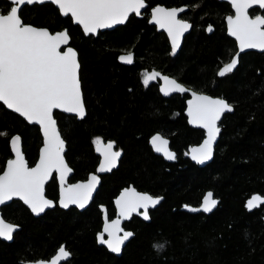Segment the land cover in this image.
I'll return each mask as SVG.
<instances>
[{
	"label": "trees",
	"instance_id": "trees-1",
	"mask_svg": "<svg viewBox=\"0 0 264 264\" xmlns=\"http://www.w3.org/2000/svg\"><path fill=\"white\" fill-rule=\"evenodd\" d=\"M183 4L189 8L193 27L180 47L171 52L167 38L145 17L129 16L126 22L95 36L61 17L50 3L23 5L22 22L49 31L66 28L78 55L79 79L85 115L81 119L54 111L64 141L63 157L71 168L69 181L85 178L94 170L97 156L91 138L111 140L121 148L117 167L101 177L90 203L81 211L54 205L32 216L18 200L0 207L1 217L18 229L10 242L0 240V264L48 258L64 245L71 256L61 264H264V204L246 211L244 199L251 193L264 197V52L246 51L236 67L217 74L235 51L225 34L223 17L230 13L217 0H149ZM10 4L0 0V13ZM256 9L250 10L254 14ZM264 16V9L261 11ZM213 25L205 34L204 25ZM131 51L133 62L116 60ZM157 70L185 86L219 96L232 106L220 121L212 159L197 166L186 156L203 132L187 125L183 115L185 95L163 97L156 82H140V71ZM158 132L175 153L173 162L153 154L147 138ZM18 134L30 166L40 145L35 125L27 124L0 103V171L10 156L8 139ZM131 184L161 201L148 212L149 221L136 216L122 224L131 238L115 256L95 242L101 210L111 216L112 198ZM210 190L218 198L208 214L188 213L181 205L195 206ZM56 182L51 176L44 194L55 201ZM164 243L162 251L153 245Z\"/></svg>",
	"mask_w": 264,
	"mask_h": 264
},
{
	"label": "snow or ice",
	"instance_id": "snow-or-ice-1",
	"mask_svg": "<svg viewBox=\"0 0 264 264\" xmlns=\"http://www.w3.org/2000/svg\"><path fill=\"white\" fill-rule=\"evenodd\" d=\"M12 7L0 13V102L8 109L19 113L30 123L40 125L44 146L40 150V157L35 167H29L19 149V136H13L10 143L15 153V159L6 162V168L0 174V204L18 197L28 205L35 214H40L46 208L52 207L53 202L46 199L44 185L53 170L59 172L61 183L60 204L67 208L69 204H76L83 208L91 199L92 192L99 183L96 175L89 177L87 183H80L64 187L67 173L71 171L63 158L64 141L61 139L53 119V110L62 109L75 113L81 118L85 115L84 103L79 79L80 65L76 52L71 48L61 51V46L68 43V33L61 31L51 34L46 28L26 25L19 16L20 6L27 3L43 2V0H11ZM235 9V15L227 19L228 32L235 37L239 51L218 72L224 76L231 72L238 63V57L246 49L264 50V16H249V9L254 6L264 8V0H230ZM56 4L62 15H71L74 22L83 27L84 32L95 33L97 29L109 28L115 24L124 23L129 14H141L145 8V0H51ZM182 8L152 9V22L167 30L172 41L173 52L179 47L180 37L191 25L177 19V13ZM211 31V26H209ZM125 63H132V54L120 56ZM160 76L153 71L145 73L143 83L147 86L150 80ZM164 81L161 92L169 95L172 92H185V89L175 79L161 77ZM193 99L188 102L189 122L207 129V138L198 147L193 148L192 159L197 163H204L212 158L213 142L220 129L217 121L225 111H232V106L223 99H213L209 96L192 93ZM94 143L96 150L101 153L98 172L110 171L116 166L121 153L113 151V142L102 144L97 138ZM153 148L162 152L169 159H175V154L168 150V141L157 134L151 138ZM211 192L203 197L202 209L210 212L218 203L212 198ZM161 198H154L147 193H139L134 188H126L116 200L119 216L128 218L132 213L143 209V217L149 219L148 209L159 203ZM264 204V197L253 195L247 202L249 210ZM196 211L197 209H193ZM119 218L111 223L105 221L103 233L99 234L100 243L107 245L114 253L121 251V246L133 234L121 231ZM15 225L6 223L0 218V238L10 240L13 237ZM164 243H156L153 247L159 252L164 249ZM71 256L70 251L61 245L50 261H37L36 264H61Z\"/></svg>",
	"mask_w": 264,
	"mask_h": 264
},
{
	"label": "water",
	"instance_id": "water-1",
	"mask_svg": "<svg viewBox=\"0 0 264 264\" xmlns=\"http://www.w3.org/2000/svg\"><path fill=\"white\" fill-rule=\"evenodd\" d=\"M6 1L10 4V7L14 6V5H12L11 0H6ZM217 1H224V2H226L227 4H229V6H230L231 13L228 14V15H226V16L224 17V27H225V34H226L229 38H231V39L234 41V43H235V49H236V50H235V52L233 53V55L231 56V58H232V57L235 56V54L239 51V45H238V42L236 41L235 37L231 36V35L229 34V32H228V25H227V19H226V18H227L229 15L234 16V15H235V9L232 7V4H231L230 0H217ZM34 3H35V4L50 3V4H52V5L57 9V11H58V13H59L60 16L65 17V15H62V14L60 13L58 6H57L56 4L51 3V0H43V2H34ZM32 4H33V3H32ZM23 5H31V4H27V3H25V4H23ZM23 5H21L20 8H21ZM145 5H146V4H145ZM10 7H9V9H10ZM155 7H157V6H155ZM161 7H163V6H161ZM254 7L258 8L259 11H262V10L264 9V8H260L258 5H257V6H254ZM254 7H253V8H254ZM153 8H154V7H152V8L149 9V23L154 24L159 30L164 31L165 34L167 35V37L169 38V42H170V44H172L171 38L169 37L167 30L164 29V28H161L159 25H157L156 23L152 22V9H153ZM180 8L184 9L185 7H180ZM9 9H8V10H9ZM168 9H172V8H168ZM178 9H179V8H178ZM143 10H144V8L141 9V11H143ZM249 10H250V9H249ZM178 13H179V12H178ZM131 14H134V15L137 16V17L140 16V15H136L135 13H131ZM129 15H130V14H129ZM257 15H261V14L258 13V14L252 15V16L249 14V16H250L251 18H255V16H257ZM67 16L70 18V22H71V24H72V25H77V26L80 28L81 32H82L84 35H88V34H89V35L95 36L96 33H97L98 31L111 30L112 28H114V27H116V26H118V25H122V24H123V23H122V24H115V25H113L112 27H109V28H100V29H97L95 33H87V34H86V33L84 32V30H83V27H82L81 25H79L78 23L74 22V20H73V18L71 17L70 14L67 15ZM261 16H262V15H261ZM24 24H25V23H24ZM26 25H30V24H26ZM31 26H33V25H31ZM35 27H37V28H45V27H40V26H35ZM46 29H47V28H46ZM61 31H66V32H67V29H66V28H62V29H60V30L49 31V32H50L51 34H56V33L61 32ZM188 31H189V29H188L186 32H188ZM186 32H184V34H185ZM184 34H183V35H184ZM183 35H182V36H183ZM182 36L180 37V41H181ZM68 37H69V35H68ZM69 47H71V48L75 51V49L69 44V39H68V43H67L66 45H62L60 50H61V51H66L67 48H69ZM246 51L264 52V50H261V49H258V48H257V49H246V50L243 51V52H246ZM75 52H76V51H75ZM243 52H241V53H243ZM128 53H131V54H132V52L119 53V54L117 55V57H116L117 61L120 62V63H123V64H128V63L122 62V61L119 59L120 56L127 55ZM241 53H240V54H241ZM76 54H77V53H76ZM231 58H230L227 62H225L224 64H222V65L219 67V69L217 70V72H219L220 69H221L226 63H229L230 60H231ZM77 60H78V58H77ZM155 72H157V71H155ZM151 73H152V72H151ZM158 73H159V72H158ZM163 76H167V75H161V74H160V76L156 77V78H158V79L160 80V81H159V85H158V91H159V93H160L162 96L167 97V96H169V95L172 94V93H180V94H185V93H186V94L188 95V97L185 99V102H184V110H183V114L185 115V118H186V123H187V125H188L189 127H191V128H197V129L202 130V132H203V136H202V139L200 140L199 143H197V144H195V145H192V146H190V147L187 149L186 156H187V158H188L192 163H195V164H197L198 166H204V165H206L207 163H209L210 160H211L212 158L209 159V160H207V161H205L204 163H197L195 160L192 159V152H191V150H192L193 148H198V147L204 142V140L207 138V129L202 128V127H200L199 125H195V124H192V123L189 122L190 117L188 116V102H189L190 100L193 99L192 93L195 92V91H192V90L188 89L187 87H185L184 85H182V84L179 83V84L182 85L185 89H187V91H185V92H172V93H170L169 95H165L163 92H161V87H163V85H164V81H163V79L161 78V77H163ZM167 77H169L170 79H173V78L170 77V76H167ZM195 93H197L198 95L209 96V97H211V98H213V99H223L222 97H219V96H211V95H209V94H205V93H201V92H195ZM223 100H225V99H223ZM225 101H226V100H225ZM0 103L2 104V102H0ZM2 105H3V104H2ZM3 107H4L6 110L11 111L12 113L18 115V116H19L20 118H22L27 124L35 125V126L38 128V132H39V135H40V140H41V142H40V145H39V147H38V149H37V155H36V158H35L33 164L30 165V166L28 165L29 167H35V165H36V164L38 163V161H39L40 150H41V148L44 146V136H43V131H42L40 125L37 124V123H34V122H33V123H30L28 120H26L24 117H22L19 113H16V112H14V111L11 110V109H8L5 105H3ZM54 111H57V112L63 113V114H65V115H73L76 119H81V117L78 116L77 114H75V113L65 112V111H63L62 109H54L53 112H54ZM84 111H85V109H84ZM230 112H231V111H225L224 113L221 114L220 119L217 121V127H218L219 129H220V127H219V122H220L222 116H223L225 113H230ZM83 117H84V116H83ZM53 119L55 120L54 117H53ZM55 121H56V120H55ZM56 128H57V125H56ZM57 131H58V129H57ZM157 134H158V133H153V134H151V135L148 137L147 143H148L149 147L151 148V151L153 152V154H155V155H157V156H160L164 161H166V162H173L174 159H173V160H169V159H167V158L164 156V154H163L162 152H157V151L154 150L153 145H152V143H151V138H152L154 135H157ZM159 135H160V134H159ZM13 136H19V135H18V134H13V135H11V136L9 137V139H8V147H9V151H10V156L4 161V164H3V167H2V169H1V171H0V174H2L3 171H4L5 168H6V162H7L9 159H15V153H14V151H13V149H12V145H11V143H10V141H11V139H12ZM60 137H61V136H60ZM162 137H163V136H162ZM218 137H219V133L217 134L216 140L213 142V152H214V147H215V145H216V142H217ZM163 138L166 139V140L168 141L167 138H165V137H163ZM61 139H62V138H61ZM107 143H109V142H105V143H102V144H107ZM96 147H97V146H96ZM96 147H95V154H96L97 156H99V158H98V164H97V167H96L95 171H94L93 173H89V174L87 175V177H86L84 180H77V181H74V182L68 183V182H67V179H68V177L71 175V172H72V171H69V172L67 173L66 177H65L64 187H68V186L75 185V184H80V183H87L89 177L92 176V175H96V176L98 177V179H99V175H100V174L109 173V172L113 169V168H112L110 171H104V172H98V171H97V170L99 169V167H100L101 161H102L104 158H103V156L101 155V153L98 152V151L96 150ZM167 148H168L169 151H171L172 153H174V151L171 150V149L169 148L168 145H167ZM19 149H20V151H21V153H22V155H23V157H24V153L22 152V147H21V140H20V142H19ZM64 150H65V145H64ZM113 151H117V150H113ZM63 153H64V151H63ZM63 153H62V155H63ZM174 154H175V153H174ZM212 156H213V154H212ZM120 157H121V155H120ZM120 157L117 159V162H118V160L120 159ZM63 158H64V157H63ZM24 159H25V157H24ZM25 161H26V159H25ZM26 162H27V161H26ZM64 162H65V164L67 165L65 159H64ZM117 162H116V165H117ZM67 167H68L69 169H71L68 165H67ZM115 167H116V166H115ZM115 167H114V168H115ZM52 175H53V177H54V179H55V182H56V190H57V193H56V199H55V201H53L52 199H50V198H48V197H46V196H45V198L53 202L52 207H53L54 205H56L58 208H60V209H64V210L67 209V208H69V207H73V208H75V209H77V210H79V211L83 210V209H84V208L90 203V201H91V199H92V197H93V194H94V192L96 191V189H97V187H98V185H99V183L96 185V188H95L94 191L92 192L91 199L88 201L87 204H85V206H84L83 208L79 207V206L76 205V204H69L67 208H64V207H62L61 204H60L61 183H60V174H59V172L53 170L52 174H51V175L49 176V178L46 180L45 184L50 180V178H51ZM44 187H45V185H44ZM126 188H134V187H132L131 185H128L127 187H122V188L118 191V193H117V194L115 195V197L112 199L113 206H114V211H115V215H114L112 218L107 219L106 213H105V212H102V213H101V225H100V229H99V231L95 234V242H96V244L99 245V246L104 247L109 253H111V254H113V255H115V256L120 255V252H121V251H120L119 253H114V252H112V251H110V250L108 249L107 245L100 243L99 240H98V236H99V234L103 233V229H104V225H105V221H106V219H107V222H108V223H111L112 220H116V219L119 218V220H120L119 227H120L121 231H120L119 233H117V235H121V236L123 235L124 232H131L130 230H124V229L122 228V226H121V224H122L124 221L129 220V218L131 217V215H135V216H137V217H138L139 219H141L142 221H145V222L149 221V219H147V220L144 219V217H143V215H142V213H143V211H144L143 209H139L138 212H136V213H132V214L130 215V217H128V218H126V219L123 218V217H120V216H119V209H118V207H117V205H116V200L119 198L120 194H121ZM134 189H135V188H134ZM135 190H136V189H135ZM136 191H137V190H136ZM137 192H139V193H146V192H141V191H137ZM209 192H211V191H210V190H206V191L202 194V196H201V198H200V201H199V203H198L197 205L192 206V205H186V204H183V205L180 206L179 209H181V210H183V211H185V212H188V213H203V214H208L209 212H205V211H203L201 205H202V202H203V197H204L207 193H209ZM211 193H212V192H211ZM147 194H148V193H147ZM44 195H45V194H44ZM253 195H259V196H261L259 193H256V192L249 194V195L244 199V201H243V207H244V209H245L246 211H250V210L246 207V202H247V201H248ZM153 197H154V198H162L161 196H153ZM261 197H263V196H261ZM212 198L215 199V200L218 202V198H216V197H214V196H213ZM12 200H18V201H20L21 204L27 208V210L31 213L32 216H38V215L42 214V213H40V214H35V213H33V212L31 211V209L28 207V205H26V204L23 202V200H21V199L18 198V197H13ZM10 201H11V200H10ZM10 201L5 202L4 204H0V207L3 206V205H5V204H7V203H9ZM160 201H161V199H160ZM160 201H159V202H160ZM158 204H159V203H158ZM158 204H157V205H158ZM157 205H155L154 207L150 206L149 209H148V211L151 210V209H154L155 207H157ZM216 205H217V204H216ZM52 207L46 208L45 210H47V209H51ZM215 207H216V206H215ZM215 207H214V208H215ZM214 208H213V209H214ZM257 208H258V207H257ZM193 209H197V210L194 211ZM213 209H212V210H213ZM253 209H255V208H253ZM212 210H211V211H212ZM211 211H210V212H211ZM0 218H2V217H1V214H0ZM4 221H5L6 223H10V222H8V221H6V220H4ZM11 224H13V223H11ZM13 225L16 226V227H15V230H14V232H15L19 227H18V225H16V224H13ZM14 232H13V233H14ZM131 233H132V232H131ZM103 235H104V239L107 240V239H108L107 233H103ZM130 238H131V236H130V237L124 242V244H125ZM0 240H2V241H4V242H10V241H11V239H10V240H6V239H3V238H0ZM124 244L121 246V249H122V247L124 246ZM59 247H60V246H59ZM59 247H58V248H59ZM58 248L56 249V251H55L51 256H49V258H48L47 260L38 259V260H34V261H26V262H24L23 264H36L37 261H50L51 258L56 254Z\"/></svg>",
	"mask_w": 264,
	"mask_h": 264
},
{
	"label": "flooded vegetation",
	"instance_id": "flooded-vegetation-1",
	"mask_svg": "<svg viewBox=\"0 0 264 264\" xmlns=\"http://www.w3.org/2000/svg\"><path fill=\"white\" fill-rule=\"evenodd\" d=\"M221 2H224V1H221ZM226 3V2H225ZM145 4H146V6H145V8H144V10L143 11H141V14H140V16L139 17H137V16H135L134 14H130L129 16H133V17H135V18H142V17H145L146 18V20H147V22L149 23V9L150 8H152V7H155V6H163L164 8H180V7H185L184 9H183V11L182 12H179V13H177V19H179V20H182V21H185V22H187L189 25H191V27L189 28V31L188 32H186L183 36H182V38H181V41H180V44H179V47H180V45H181V43H182V40H183V38L185 37V35H187L190 31H191V29H192V27H193V22H192V18H191V16L189 15L190 14V12H189V8L187 7V5H183V4H178V5H174V4H162V3H160V2H154V1H149V0H145ZM228 6H229V4H228ZM10 7V6H9ZM252 9H256V12L254 13V14H250V10H252ZM229 10H230V6H229ZM249 10V14L252 16V15H255V14H258V13H260L261 14V11H259L258 10V8H256V7H254V8H251ZM230 13H231V10H230ZM230 13H227V14H225L224 15V17L226 16V15H228V14H230ZM262 15V14H261ZM62 17V16H61ZM224 17H223V23H224ZM69 20H70V18H69ZM126 22V21H125ZM124 22V23H125ZM71 23V22H70ZM123 23V24H124ZM149 24H151V23H149ZM151 25H154V24H151ZM75 26H77V25H75ZM119 26V25H118ZM155 26V25H154ZM209 26H211V31H209ZM78 27V26H77ZM156 27V26H155ZM79 28V27H78ZM157 28V27H156ZM62 29V28H61ZM80 29V28H79ZM158 29V28H157ZM60 30V29H59ZM159 30V29H158ZM224 30H225V27H224ZM55 31V30H54ZM81 31V30H80ZM104 31V30H103ZM159 31H161V30H159ZM213 31V25H211L210 23H206L205 25H204V32H205V34H208L209 32H212ZM99 32H101V31H98L97 33H99ZM161 32H163L164 33V35H165V37L167 38V41H168V44H169V46H170V49H171V52H173V47H172V44H170V42H169V38L167 37V35L165 34V32L164 31H161ZM67 33H68V31H67ZM82 33V32H81ZM96 33V34H97ZM83 34V33H82ZM69 35V34H68ZM89 35V34H88ZM83 36H87V35H84L83 34ZM69 44H70V35H69ZM71 45V44H70ZM73 47V46H72ZM178 47V48H179ZM74 48V47H73ZM177 48V49H178ZM75 49V48H74ZM176 49V50H177ZM175 50V51H176ZM236 50V49H235ZM76 51V50H75ZM127 52H131V51H126V52H120V53H127ZM235 52V51H234ZM76 53H77V51H76ZM118 55V54H117ZM117 57V56H116ZM77 58H78V55H77ZM117 60V59H116ZM228 61V60H227ZM118 62V61H117ZM132 62H133V54H132ZM120 63V62H119ZM121 64H123V63H121ZM130 64H132V63H128V64H124V65H130ZM224 64V63H223ZM153 71H157V70H148V71H140L139 72V75H138V77H139V79H140V82L143 84V79H144V74L145 73H151V72H153ZM157 72H159V71H157ZM161 75H167V74H163V73H161V72H159ZM217 74H218V72H217ZM167 76H170V75H167ZM170 77H172V76H170ZM173 79H175L174 77H172ZM176 80V79H175ZM159 79L158 78H155V79H153V80H150V82L149 83H151V82H156V84H157V90H158V85H159ZM177 81V80H176ZM178 82V81H177ZM178 83H180V82H178ZM180 84H182V83H180ZM182 85H184V84H182ZM185 86V85H184ZM185 87H187V86H185ZM188 89H190V90H192V91H195V90H193V89H191V88H189V87H187ZM159 92V91H158ZM195 92H198V91H195ZM202 93V92H201ZM160 94V93H159ZM172 94H180V93H172ZM172 94H170V95H172ZM206 94V93H205ZM161 95V94H160ZM169 95V96H170ZM180 95H185V99L188 97V95L185 93V94H180ZM162 96V95H161ZM164 97V96H163ZM168 97V96H167ZM185 99H184V102H185ZM183 110H184V108H183ZM183 112V111H182ZM184 115V114H183ZM71 116H73V115H71ZM185 116V115H184ZM223 117V116H222ZM222 119V118H221ZM185 120H186V118H185ZM221 121V120H220ZM219 127H220V122H219ZM197 129V128H196ZM155 133H158V132H155ZM153 134V133H152ZM158 134H160V133H158ZM161 136H163L162 134H160ZM164 137V136H163ZM97 138H99L100 140H101V142L102 143H105V142H113V141H111V140H102L100 137H98V136H94V137H92L91 138V146H92V149H93V152H94V154H95V147H96V144L94 143V141L97 139ZM166 138V137H165ZM202 139V138H201ZM147 140H148V138H147ZM200 142V141H199ZM198 142V143H199ZM195 145V144H194ZM168 146H169V144H168ZM192 146V145H191ZM170 148V147H169ZM171 149V148H170ZM113 150H117V151H119L120 153H121V148L120 147H118V146H116L115 145V143L113 142ZM172 150V149H171ZM96 155V154H95ZM97 156V155H96ZM160 157V156H159ZM98 158H99V156H97V164H98ZM121 158V157H120ZM162 159V158H161ZM120 160V159H119ZM119 160H118V162H119ZM163 160V159H162ZM164 161V160H163ZM118 162H117V164H118ZM166 162V161H165ZM97 164H96V166H95V168H94V170L93 171H91V172H89V173H93L94 171H95V169H96V167H97ZM197 165V164H196ZM198 166V165H197ZM116 167H117V165H116ZM115 167V168H116ZM115 168H113L112 170H114ZM111 170V171H112ZM110 171V172H111ZM109 172V173H110ZM89 173H87V175L89 174ZM109 173H104V174H100L99 175V185H100V182H101V177L103 176V175H105V174H109ZM71 174H72V172H71ZM87 175L85 176V178L87 177ZM71 176V175H70ZM70 176L68 177V179L70 178ZM85 178H83V179H79V180H84ZM67 179V182L68 183H71V182H74V181H69ZM77 181V180H76ZM99 185H98V187H99ZM128 185H131V184H127V185H125V186H123V187H127ZM132 186V185H131ZM98 187H97V189H98ZM133 187V186H132ZM135 188V187H134ZM97 189H96V191H97ZM121 189V188H120ZM119 189V190H120ZM136 189V188H135ZM118 190V191H119ZM137 190V189H136ZM95 191V192H96ZM118 191H117V193H118ZM137 191H139V190H137ZM95 192H94V194H95ZM142 192V191H141ZM94 194H93V196H94ZM115 197V196H114ZM113 197V198H114ZM93 198V197H92ZM112 198V199H113ZM92 200V199H91ZM112 201V200H111ZM112 207H113V212H112V214H111V216H109L108 214H107V212H106V210H101V213L102 212H105L106 213V216H107V219H110V218H112L114 215H115V211H114V206H113V202H112ZM152 210V209H151ZM150 211V210H149ZM148 211V212H149ZM101 213H100V217H101ZM131 216H135V215H131ZM137 217V216H136ZM131 218V217H130ZM129 218V219H130ZM128 221V220H127ZM124 222H126V221H124ZM123 222V223H124ZM122 223V224H123ZM122 224H121V226H122ZM101 225V224H100ZM122 228H123V226H122ZM100 229V228H99ZM124 230H127V229H125V228H123ZM99 231V230H98ZM97 231V232H98ZM96 232V233H97ZM125 245V244H124ZM61 246V245H60ZM122 250V249H121ZM56 251V250H55ZM121 253V252H120ZM49 258V257H48ZM48 258H37V259H34V260H38V259H43V260H47ZM34 260H28V261H34ZM24 262H26V261H23V262H21V264H23ZM63 262V261H62ZM61 262V263H62Z\"/></svg>",
	"mask_w": 264,
	"mask_h": 264
}]
</instances>
